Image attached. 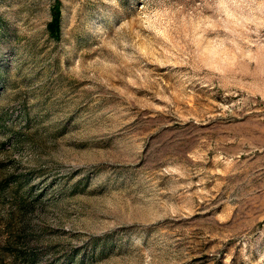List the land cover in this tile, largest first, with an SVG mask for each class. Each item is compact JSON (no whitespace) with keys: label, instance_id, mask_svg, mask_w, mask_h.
Instances as JSON below:
<instances>
[{"label":"rangeland","instance_id":"obj_1","mask_svg":"<svg viewBox=\"0 0 264 264\" xmlns=\"http://www.w3.org/2000/svg\"><path fill=\"white\" fill-rule=\"evenodd\" d=\"M0 0V264H264V0Z\"/></svg>","mask_w":264,"mask_h":264},{"label":"trees","instance_id":"obj_2","mask_svg":"<svg viewBox=\"0 0 264 264\" xmlns=\"http://www.w3.org/2000/svg\"><path fill=\"white\" fill-rule=\"evenodd\" d=\"M62 2L61 0H54L51 8V20L47 24L49 34L54 39H59L61 36L62 26Z\"/></svg>","mask_w":264,"mask_h":264}]
</instances>
